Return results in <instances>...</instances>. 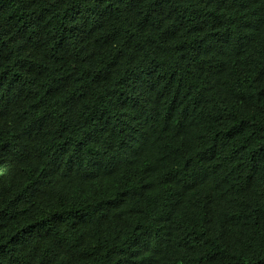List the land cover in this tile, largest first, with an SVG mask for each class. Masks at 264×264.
Here are the masks:
<instances>
[{
    "label": "trees",
    "instance_id": "obj_1",
    "mask_svg": "<svg viewBox=\"0 0 264 264\" xmlns=\"http://www.w3.org/2000/svg\"><path fill=\"white\" fill-rule=\"evenodd\" d=\"M0 264H264V0H0Z\"/></svg>",
    "mask_w": 264,
    "mask_h": 264
}]
</instances>
